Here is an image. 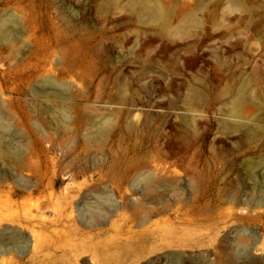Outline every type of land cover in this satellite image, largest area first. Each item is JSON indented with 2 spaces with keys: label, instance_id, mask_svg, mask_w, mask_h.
<instances>
[{
  "label": "rangeland",
  "instance_id": "obj_1",
  "mask_svg": "<svg viewBox=\"0 0 264 264\" xmlns=\"http://www.w3.org/2000/svg\"><path fill=\"white\" fill-rule=\"evenodd\" d=\"M138 1L0 0V17L19 11L16 19L22 31L14 52L0 42V72L27 65L28 58L43 44L50 53V63L54 64L48 66L58 71L69 69L73 76L57 79L67 87V102L55 104V108L66 109L70 120L76 114L121 116L120 130H112L101 141L90 143L87 152L90 164L96 159H116L122 149L136 141L156 137L160 128L169 130L174 142H191L194 134L191 127L171 125L168 117L176 113L190 115L187 113L190 106L202 107L210 132L199 173L206 170L215 175L216 188L224 189V197L231 192H237L239 198L245 197L249 183L241 162L243 158L264 157V0H143L142 4ZM242 82H248L260 100L254 103L246 95L245 106H250L251 117L257 113L254 123L263 129L256 143H250L245 136L247 142L243 141V145L240 136L245 133L244 127L238 137L220 131L223 130L221 121L228 120L220 112L230 98L225 91L236 90ZM20 86L16 93L12 91L13 83L0 79V92L5 98L19 99L24 106L28 126L38 122V128L46 130L47 137L40 135V139L42 146L48 149V157L67 162L74 156L71 154L70 158V153L65 154L69 150L70 135L63 132L58 121L61 129L57 134L50 130L55 117L51 119L52 112L45 113L44 107H39L38 98L31 95V88L38 86V80ZM194 91L201 94L202 100L192 97ZM121 99H135L142 110L160 116L154 117L151 127L144 130L127 127L130 121L132 123L129 115L135 107L118 104ZM9 121L14 128L17 126L15 120L10 118ZM189 124L195 126L192 122ZM17 132L21 133L26 148H33L27 130ZM83 134L74 139L75 143L78 139L84 142ZM216 137L219 139L215 140ZM213 142L215 147H212ZM52 143L54 146L50 147ZM256 146L259 149H255ZM237 152L241 153V161L233 168L228 167L227 162ZM188 160L185 159L182 167H174L182 173L187 190L190 179L186 174L191 169ZM207 161L208 166H205ZM82 181L83 178L76 182ZM63 182L55 186L56 195L62 193L68 183ZM137 197L128 193L126 202L131 205ZM112 199L116 200L114 195ZM229 207L223 206L224 209ZM244 209L230 207V212ZM251 210L246 208L245 212L256 213ZM167 227L166 248L138 256L135 264H159L165 257L167 260L160 264H264V218L257 223L232 218L229 223L218 225H184L172 220ZM4 228L18 229L16 225H0V232ZM238 232L243 235L234 239ZM241 245L246 247V252L240 256L235 250ZM40 254L41 251L35 254L28 251L21 256L11 252L1 257L0 262L51 264L50 253L39 258Z\"/></svg>",
  "mask_w": 264,
  "mask_h": 264
},
{
  "label": "bare ground",
  "instance_id": "obj_2",
  "mask_svg": "<svg viewBox=\"0 0 264 264\" xmlns=\"http://www.w3.org/2000/svg\"><path fill=\"white\" fill-rule=\"evenodd\" d=\"M138 3L142 4L143 0ZM16 11L0 17V42L6 43L12 52L22 38L16 19L19 11ZM161 16L163 19L162 12ZM49 56L47 48L40 44L28 58L27 65L0 72V79L13 83L12 91L16 93L21 89L20 85L38 80V86L31 88V95L38 98L39 107H44L45 113L52 112L51 119L55 117L54 127L50 130L56 135L62 128L70 135L69 150L65 154L68 152L69 157L71 154L74 156L67 162L50 159L48 149L42 146L40 139V135L47 137L46 130L38 128V122L28 126L29 118L20 100L9 101L8 96L5 98L0 92V225H16L18 228H4L0 232V258L11 252L23 256L28 251L34 254L41 251L39 258L45 257L46 252L52 255L51 264H135L138 256L149 254L156 248L162 251L166 248V228L172 220L184 225H218L227 224L232 218L250 223L264 218V157L243 158V172L249 183L243 198H239L237 192L224 197V189L216 188L215 175L206 170L203 171L205 174L199 173L198 168L204 164L210 128L202 116V107L198 105L190 106L187 112L190 115L176 113L168 117L171 125L178 123L191 127L194 132L191 142H174L169 130L159 127L161 132L156 137L144 138V142L136 141L122 149L116 159H96L90 164L87 157L90 143L101 141L112 130H120L121 116L114 113L108 117L95 113L76 114L70 120L66 109L55 108V104L67 102V87L57 79L73 76L69 69L58 71L54 66L49 67ZM225 95H230V98L220 112L228 120L221 121L223 130L220 131L238 137L244 127L241 145L243 141L247 142L245 136L250 143H256L263 129L254 123L257 113L251 117L250 106H245L246 95L254 103L260 101L253 88L248 82H242L236 90L227 89ZM192 97L202 100L196 91ZM118 104L135 107L129 115L132 123L130 119L129 124L126 123L132 129L149 128L151 120L160 116L159 113L154 115L142 110L135 99H121ZM34 112L37 113L36 110ZM10 118L17 122L15 128ZM249 121L250 125L246 123ZM23 127L32 139L33 148L31 146L30 150L21 140V133L17 132L19 129L23 131ZM80 133H84V142L78 139L75 143L74 139L79 138ZM218 139L216 137L215 140ZM53 146L52 143L50 147ZM186 158H189L188 166L191 167L186 171L190 179L188 190L181 178L182 173L174 170V167H182ZM232 158L227 162L230 168L241 161V153L237 152ZM81 178L82 182H76ZM63 181L68 183L62 193L56 195L55 186ZM111 191L117 201L112 199ZM128 193L138 196L131 205L126 202ZM224 205L245 209L232 213L230 207L224 209ZM246 208L256 210V213L249 215ZM165 214L167 216L163 217ZM242 235L238 232L234 239H240ZM245 252L244 245L235 250L240 256ZM165 259L158 263H164Z\"/></svg>",
  "mask_w": 264,
  "mask_h": 264
}]
</instances>
